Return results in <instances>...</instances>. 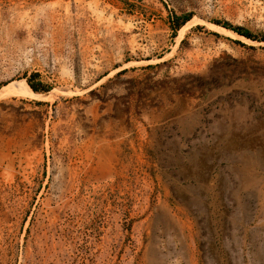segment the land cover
<instances>
[{
	"label": "rangeland",
	"instance_id": "374dc122",
	"mask_svg": "<svg viewBox=\"0 0 264 264\" xmlns=\"http://www.w3.org/2000/svg\"><path fill=\"white\" fill-rule=\"evenodd\" d=\"M0 264H264V0H0Z\"/></svg>",
	"mask_w": 264,
	"mask_h": 264
},
{
	"label": "trees",
	"instance_id": "16d2710c",
	"mask_svg": "<svg viewBox=\"0 0 264 264\" xmlns=\"http://www.w3.org/2000/svg\"><path fill=\"white\" fill-rule=\"evenodd\" d=\"M191 20L190 16H182V17H178L175 15V17L173 18V24H174V29L176 31H178L179 29H181L188 21ZM222 27L233 31L234 33L246 38V39H250V40H256L253 35L246 29L241 28V27H232L228 24H224L222 25ZM35 77V76H33ZM28 85L29 87L34 91V92H41L44 91L46 89V87L44 85H42L41 83L39 84H33L30 80H28Z\"/></svg>",
	"mask_w": 264,
	"mask_h": 264
},
{
	"label": "bare ground",
	"instance_id": "6f19581e",
	"mask_svg": "<svg viewBox=\"0 0 264 264\" xmlns=\"http://www.w3.org/2000/svg\"><path fill=\"white\" fill-rule=\"evenodd\" d=\"M24 90V91H29L30 93H32V89L29 87V85L26 83V82H22V83H20V84H11V85H7V86H5V89H10V90H15V89H17V88H20V87ZM26 93V92H25ZM234 144V143H233ZM23 146V145H22ZM21 146V147H22ZM234 146V145H233ZM239 146V145H238ZM20 150V149H19ZM26 150V149H25ZM96 152V151H95ZM250 152V151H249ZM102 153V152H101ZM100 153V154H101ZM100 154H98V155H100ZM231 154V153H230ZM20 156V155H19ZM107 156V155H106ZM230 156V155H229ZM99 157V156H98ZM12 159V158H11ZM199 175V174H198ZM202 175V174H201ZM200 175V176H201ZM252 176V175H251ZM253 177V176H252ZM249 178V177H248ZM204 179V178H203ZM206 179V178H205ZM205 182V181H204ZM210 186V185H209ZM208 186V187H209ZM183 223H185V222H183ZM186 224V223H185ZM185 229V228H184ZM183 232V231H182Z\"/></svg>",
	"mask_w": 264,
	"mask_h": 264
}]
</instances>
